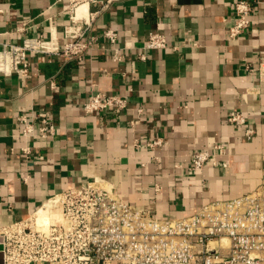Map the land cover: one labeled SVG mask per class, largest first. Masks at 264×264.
<instances>
[{"label": "crops", "instance_id": "1", "mask_svg": "<svg viewBox=\"0 0 264 264\" xmlns=\"http://www.w3.org/2000/svg\"><path fill=\"white\" fill-rule=\"evenodd\" d=\"M238 1L112 0L100 11L102 4L83 0H0V42L43 38L48 49L30 54L27 75H0V229L37 212L43 220L53 196L95 179L163 219L264 193V4L231 41ZM87 10L100 11L87 33L97 41L70 61L61 51L82 23L72 17L88 18ZM109 29L118 33L115 45L103 36ZM150 32L166 36L169 47L141 60ZM100 93L127 97L128 110L85 113ZM233 111L245 127L228 123ZM43 112L54 136L24 138L19 117L33 120L38 135ZM157 138L165 145L154 151L135 147ZM219 144L226 153L217 165L193 171V155Z\"/></svg>", "mask_w": 264, "mask_h": 264}, {"label": "built area", "instance_id": "2", "mask_svg": "<svg viewBox=\"0 0 264 264\" xmlns=\"http://www.w3.org/2000/svg\"><path fill=\"white\" fill-rule=\"evenodd\" d=\"M112 0H83L87 6L102 4L103 10ZM78 3L74 9L77 10ZM264 0H239L235 4V20L228 37L237 41L251 27L250 17ZM72 17L81 21L78 33L70 35L61 54L70 61H81L92 49L96 38L89 36L95 16ZM104 38L113 45L118 33L107 30ZM168 39L161 33L150 32L144 44L146 60L152 51L166 50ZM48 51L43 38L27 39L23 44L0 42V75L25 76L29 72L31 53ZM115 61H122L116 49ZM129 108L127 97L107 94L92 95L84 105L87 114L114 111L120 114ZM138 109V118L143 114ZM38 135L35 123L26 116L19 117L26 139H50L56 127L49 112L39 114ZM227 121L231 125L246 126L241 112L233 111ZM133 125L135 123H132ZM255 131L245 129L247 140ZM165 145L154 139L135 147L156 150ZM27 155L30 149H23ZM226 148L216 145L210 151L196 152L192 170L199 171L207 164L217 165L216 156ZM160 192L161 188L156 187ZM48 211L44 220L37 213L25 221L0 229V246L4 264H264V193L256 191L229 202L202 206L186 218H159L147 211L135 210L121 194L104 180L95 179L79 187L56 194L43 206ZM42 208V209H43Z\"/></svg>", "mask_w": 264, "mask_h": 264}, {"label": "water", "instance_id": "3", "mask_svg": "<svg viewBox=\"0 0 264 264\" xmlns=\"http://www.w3.org/2000/svg\"><path fill=\"white\" fill-rule=\"evenodd\" d=\"M0 264H4V255L1 252V246H0Z\"/></svg>", "mask_w": 264, "mask_h": 264}, {"label": "bare ground", "instance_id": "4", "mask_svg": "<svg viewBox=\"0 0 264 264\" xmlns=\"http://www.w3.org/2000/svg\"><path fill=\"white\" fill-rule=\"evenodd\" d=\"M47 216H48V211L46 210V216L43 218V220L46 219Z\"/></svg>", "mask_w": 264, "mask_h": 264}]
</instances>
